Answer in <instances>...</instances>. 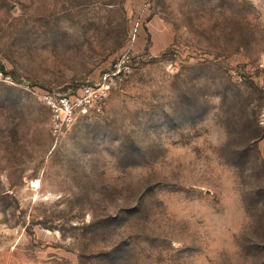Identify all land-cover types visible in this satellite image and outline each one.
Instances as JSON below:
<instances>
[{
  "label": "rangeland",
  "instance_id": "374dc122",
  "mask_svg": "<svg viewBox=\"0 0 264 264\" xmlns=\"http://www.w3.org/2000/svg\"><path fill=\"white\" fill-rule=\"evenodd\" d=\"M0 264H264V0H0Z\"/></svg>",
  "mask_w": 264,
  "mask_h": 264
},
{
  "label": "built area",
  "instance_id": "2783aa9c",
  "mask_svg": "<svg viewBox=\"0 0 264 264\" xmlns=\"http://www.w3.org/2000/svg\"><path fill=\"white\" fill-rule=\"evenodd\" d=\"M112 79L106 77L100 85H85L78 95H50L43 97L51 115L52 136L58 140L81 119L101 113L113 89Z\"/></svg>",
  "mask_w": 264,
  "mask_h": 264
}]
</instances>
